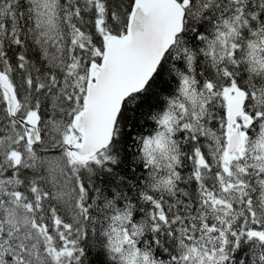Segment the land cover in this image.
<instances>
[{"label": "snow or ice", "instance_id": "snow-or-ice-1", "mask_svg": "<svg viewBox=\"0 0 264 264\" xmlns=\"http://www.w3.org/2000/svg\"><path fill=\"white\" fill-rule=\"evenodd\" d=\"M0 264H264V0H0Z\"/></svg>", "mask_w": 264, "mask_h": 264}]
</instances>
